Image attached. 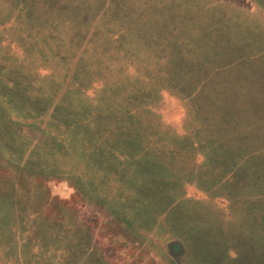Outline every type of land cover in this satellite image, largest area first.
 <instances>
[{
  "label": "rangeland",
  "instance_id": "1",
  "mask_svg": "<svg viewBox=\"0 0 264 264\" xmlns=\"http://www.w3.org/2000/svg\"><path fill=\"white\" fill-rule=\"evenodd\" d=\"M0 264H264V0H0Z\"/></svg>",
  "mask_w": 264,
  "mask_h": 264
}]
</instances>
